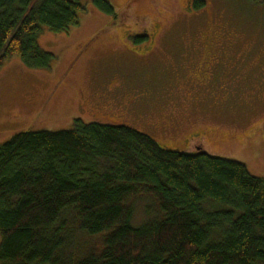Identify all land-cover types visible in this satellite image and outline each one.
<instances>
[{
	"label": "trees",
	"instance_id": "trees-1",
	"mask_svg": "<svg viewBox=\"0 0 264 264\" xmlns=\"http://www.w3.org/2000/svg\"><path fill=\"white\" fill-rule=\"evenodd\" d=\"M86 5L0 0V68L17 57L50 70L55 56L39 47L41 28L77 27ZM92 5L115 16L108 0ZM143 199L151 218L133 226L132 205ZM73 231L98 245L74 256ZM0 239V264H264V178L125 126L76 119L69 130L0 144Z\"/></svg>",
	"mask_w": 264,
	"mask_h": 264
},
{
	"label": "rangeland",
	"instance_id": "rangeland-1",
	"mask_svg": "<svg viewBox=\"0 0 264 264\" xmlns=\"http://www.w3.org/2000/svg\"><path fill=\"white\" fill-rule=\"evenodd\" d=\"M85 1L77 27L41 28L38 45L55 56L50 70L17 57L0 68V144L69 130L77 119L125 126L264 178V0H108L115 16ZM146 204L133 203V226L150 220ZM72 233L74 256L99 243Z\"/></svg>",
	"mask_w": 264,
	"mask_h": 264
},
{
	"label": "flooded vegetation",
	"instance_id": "flooded-vegetation-1",
	"mask_svg": "<svg viewBox=\"0 0 264 264\" xmlns=\"http://www.w3.org/2000/svg\"><path fill=\"white\" fill-rule=\"evenodd\" d=\"M139 35H141V32H139ZM147 37H148V36L145 35V38H147ZM140 38H141V36H140ZM215 38H216V37H213L212 40H213V39L215 40ZM205 42H207L206 39H205Z\"/></svg>",
	"mask_w": 264,
	"mask_h": 264
}]
</instances>
